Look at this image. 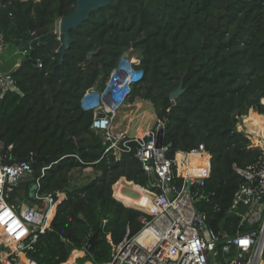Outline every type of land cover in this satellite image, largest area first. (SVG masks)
<instances>
[{
  "label": "trees",
  "instance_id": "16d2710c",
  "mask_svg": "<svg viewBox=\"0 0 264 264\" xmlns=\"http://www.w3.org/2000/svg\"><path fill=\"white\" fill-rule=\"evenodd\" d=\"M74 4L0 0L3 44L15 47L16 30L25 40L29 33L47 28L29 57L23 56L10 71L23 95L8 91L0 98L1 152L7 161L44 156L45 161L32 162L35 177L43 165H50L40 178L41 191L65 189L67 194L49 215L30 257L36 264L64 263L97 232L96 249L82 259L104 263L111 243L118 244L127 231L133 235L141 227L142 213L115 199L112 185L120 177L146 185V173L132 152L103 153L101 137L90 128L91 114L79 107L81 94L91 87L102 89L128 49L139 52L145 72L128 100L151 103L163 123L167 154L177 156L178 173L185 172L182 151L203 144L210 156V174L195 208L221 235L247 231L230 207L242 180L234 166H250L263 155L240 129L248 110L264 116V0H110L71 31L73 42L52 71L60 46L55 26ZM89 51H94L91 58ZM180 82L182 94L170 100L169 93ZM86 167L98 176L68 188V173ZM197 167L207 170L206 156Z\"/></svg>",
  "mask_w": 264,
  "mask_h": 264
},
{
  "label": "built area",
  "instance_id": "2783aa9c",
  "mask_svg": "<svg viewBox=\"0 0 264 264\" xmlns=\"http://www.w3.org/2000/svg\"><path fill=\"white\" fill-rule=\"evenodd\" d=\"M57 31L56 23L54 32ZM116 82L110 74L103 88L86 91L83 101L91 113L90 128L99 134L105 146L103 153L132 152L139 160L148 180L146 185H134L146 192L147 206L133 207L142 213L140 229L133 235L127 231L118 244L111 243L109 259L100 264H264V153L255 164L233 168L242 180L233 193L230 209L248 230L221 235L194 206L203 197L200 188L210 174V156L203 144L182 152L206 156L207 170L201 172L197 167L191 173L179 174L177 156L169 157L168 146L163 142L157 145L163 123L155 113L153 118L149 116L151 124L137 135L114 133L116 112L129 101L119 91V100L109 97L111 89L115 92L114 87H120ZM8 91L23 95L10 72H0V98ZM96 93L99 98L94 97ZM3 148L0 140V264H36L29 253L46 231L49 215L66 198V190L41 191L40 178L50 165H43L40 176L35 177L32 157L7 161V154L1 152ZM131 182L120 177L112 185L113 197L124 205L115 195V188L131 187L127 185ZM85 244L82 251H86ZM218 254L222 259H217Z\"/></svg>",
  "mask_w": 264,
  "mask_h": 264
},
{
  "label": "water",
  "instance_id": "95a60500",
  "mask_svg": "<svg viewBox=\"0 0 264 264\" xmlns=\"http://www.w3.org/2000/svg\"><path fill=\"white\" fill-rule=\"evenodd\" d=\"M74 7L71 11L63 16L58 21V35L60 36V46L57 49V59L56 62L52 65L51 70L53 71L56 66L60 65L63 61L64 56L67 54L68 49L73 42V37L71 35V31L77 29L83 22H85L90 14L94 11L99 10L102 7L107 6L110 3V0H73ZM47 31V28L38 29L32 33L28 34V38L22 40L18 31H15L14 36V46L23 53L25 58H28L31 53L32 45L37 41V38L43 34V32ZM94 51H89V56L91 58ZM30 60V59H28ZM45 90L48 91L49 97L52 96L51 89L49 86L44 87ZM183 92L182 82L178 84V86L169 93V99L173 100L174 98L181 95ZM113 98L115 100H119V96H117V90L113 93ZM162 136H163V129H160L157 136V145L162 144ZM205 155V153H204ZM32 161L34 162H42L45 161L44 156L33 155ZM126 180V179H125ZM127 181V180H126ZM134 184L133 182H131ZM187 190H189V185L187 184ZM98 234L94 232L86 241L84 246L87 253H93L99 243ZM70 252V249L67 248ZM76 264H82V259H78Z\"/></svg>",
  "mask_w": 264,
  "mask_h": 264
},
{
  "label": "rangeland",
  "instance_id": "374dc122",
  "mask_svg": "<svg viewBox=\"0 0 264 264\" xmlns=\"http://www.w3.org/2000/svg\"><path fill=\"white\" fill-rule=\"evenodd\" d=\"M138 54H139V52L137 50L128 49L125 53H123V56L130 55V56H134L135 58H139ZM23 56H24L23 53H21L15 47L14 48L10 47L9 44L0 45V58L1 57L3 58V60L0 61V72H4V71L6 72V70L8 72H10L14 68V64L12 63V61L17 59V62L19 63ZM134 61L138 62V60H136V59H134ZM107 80H108V78H107ZM107 80H106V82H107ZM140 101H142V103H143V105H145L146 109H145L144 113H142V111H139L136 114L135 126H138V125H140V126H139L138 130H132L131 132H129V134H132V135L138 131L141 132L147 126H149V124H151L152 120L150 119V117L153 118V116H154V110H153L151 103L148 100H144V99L141 100L139 98H135L132 101H128L123 107H120V108H124L123 110L118 111L119 115L124 114L122 111L130 112L129 108L133 105L138 104ZM260 102L264 103V97L261 98ZM248 113H249V110H248L246 115H251L254 117L256 116V114L254 112H250L249 114ZM242 117L238 120L237 124H239L242 121ZM121 119H122L121 117L118 118L116 116L114 123L116 120H121ZM242 131H244V130H242ZM243 133L246 134L245 132H243ZM246 136H248V138L250 139L251 144L253 146L260 148L262 150V152L264 153V147L257 144V142L255 141V137H253L252 135H249V134H246ZM190 164L195 165L196 163H195V161L192 160V161H190ZM97 174H98V172L95 169H93L92 167H86L83 169H81V168L73 169L68 173L69 181H68L66 186L70 189L75 188V187H80L81 185L93 180ZM130 189H131L130 187L127 189H125V188L119 189L118 194L123 191L124 193H127V194L137 198L138 194H140V193L134 192ZM86 253H87L86 251H83V255L81 257H84ZM217 259H222V255L218 254ZM82 261H83V259H82ZM84 262L85 261H83L82 264ZM92 264H94V263H92Z\"/></svg>",
  "mask_w": 264,
  "mask_h": 264
},
{
  "label": "bare ground",
  "instance_id": "6f19581e",
  "mask_svg": "<svg viewBox=\"0 0 264 264\" xmlns=\"http://www.w3.org/2000/svg\"><path fill=\"white\" fill-rule=\"evenodd\" d=\"M113 93L114 92L111 89L109 92V97L112 98V100H114ZM123 109L124 108H120V109H118V111L123 110ZM145 109H146L145 105H143L142 101H140L138 104L133 105L129 108L130 112L122 111L124 114L119 115V112L117 111L116 116L118 118L121 117L122 119L115 121V123L112 126V131L114 133H123L124 132V133L129 134V132H131L132 130H138L140 125L135 126L136 114L139 111H142V113H144ZM242 130H244V131H242ZM240 131L245 132L246 134L252 135L253 137H255V141L257 142V144L264 147V116L263 115H257L256 114L255 117L248 115L247 120H246L245 124L243 125V128ZM139 133H140V131L136 132L133 135H137ZM204 157H200L197 153L185 154V160H184L185 172H184V174L191 173L193 170H195L198 163L200 161H203ZM192 160L195 161V163H196L195 165L190 164V161H192ZM119 189H120V186L118 187V190L116 192V196H118V198L120 197L126 203V205L128 204L131 206H138V207H146L147 206V203L140 196L135 198V197H133L127 193H124V192H122L119 195L118 194ZM140 191H143V190H140ZM138 192L139 191H137V193ZM143 192H145V191H143ZM139 193L143 194L142 192H139ZM70 255H71L72 260H67L66 262H64L62 264H76L77 260L82 258L81 256L83 255V251L81 249H79V250L75 249V250L70 252ZM23 259H25V258H23ZM83 264H92V263L89 261H85Z\"/></svg>",
  "mask_w": 264,
  "mask_h": 264
},
{
  "label": "clouds",
  "instance_id": "9594fccd",
  "mask_svg": "<svg viewBox=\"0 0 264 264\" xmlns=\"http://www.w3.org/2000/svg\"><path fill=\"white\" fill-rule=\"evenodd\" d=\"M134 59L138 60V62H135ZM110 74L116 77L117 80L116 83L120 84V87L115 86L114 88L120 92L123 98L124 97L126 98L127 96L129 98L134 88L137 87L141 82V80L143 79L145 72L143 67L141 66L140 58H135L134 56H130V55H125V56L122 55L119 58L115 67L111 70ZM91 88L86 89L79 98V107L81 111L87 113L89 112L87 111V105L84 103L83 99H84V93L86 91H89ZM94 97L99 98V94L97 93L94 94ZM102 99L105 100L106 97L103 96Z\"/></svg>",
  "mask_w": 264,
  "mask_h": 264
},
{
  "label": "crops",
  "instance_id": "0c3cea01",
  "mask_svg": "<svg viewBox=\"0 0 264 264\" xmlns=\"http://www.w3.org/2000/svg\"><path fill=\"white\" fill-rule=\"evenodd\" d=\"M3 60V58L1 57L0 58V61H2ZM15 62L13 63L14 64V68H16L17 67V65L19 64L18 62H17V59L16 60H14ZM13 68V69H14ZM7 71V70H6ZM5 72V71H4ZM98 174H99V172H98ZM98 174L96 175V176H98ZM127 185H129L128 183H127ZM127 188H129V187H127ZM127 188H125V189H127ZM131 189L130 190H132V191H134V192H137V191H139V192H142L143 194H138V196H140L144 201H145V194H146V192H143V191H140V190H138L136 187H133V186H131L130 187ZM123 192V191H122ZM122 192H120L119 193V195L122 193ZM144 196V197H143ZM120 198V197H119ZM121 199V198H120ZM122 200V199H121ZM123 201V200H122ZM124 202V201H123ZM125 203V202H124ZM126 204V203H125ZM128 205V204H127ZM131 206V205H130ZM135 207H137V206H135ZM90 262V261H89Z\"/></svg>",
  "mask_w": 264,
  "mask_h": 264
}]
</instances>
